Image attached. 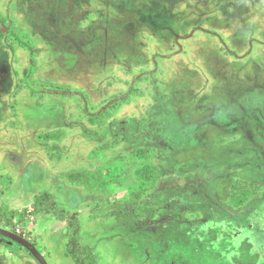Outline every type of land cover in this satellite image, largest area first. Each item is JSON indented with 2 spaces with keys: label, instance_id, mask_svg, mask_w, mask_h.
Returning <instances> with one entry per match:
<instances>
[{
  "label": "rangeland",
  "instance_id": "rangeland-1",
  "mask_svg": "<svg viewBox=\"0 0 264 264\" xmlns=\"http://www.w3.org/2000/svg\"><path fill=\"white\" fill-rule=\"evenodd\" d=\"M205 1L0 0V228L47 264H264V0Z\"/></svg>",
  "mask_w": 264,
  "mask_h": 264
},
{
  "label": "trees",
  "instance_id": "trees-1",
  "mask_svg": "<svg viewBox=\"0 0 264 264\" xmlns=\"http://www.w3.org/2000/svg\"><path fill=\"white\" fill-rule=\"evenodd\" d=\"M230 178H232V177L229 176L226 179L229 188L231 186ZM235 181L236 182H234V183H236V186L233 185L232 190L230 188V196L231 197L235 196L236 204H238L237 206H239V207L237 208L233 204L231 205L232 207H235L236 209L242 208L243 205H245L250 200V199L247 200V198H246L249 195L254 196V197L258 196L257 198L260 197L261 190H260V187L258 185L256 186V188L251 190L249 188H245L241 181H238V180H235ZM234 188H235L236 194L234 192H232ZM254 200L255 199H253V201ZM230 201H233V203H234V197ZM34 209L37 210L38 213L41 211V212H43V214L56 215V207H55L54 203L51 202V200L49 199V196L46 194H43L38 199H36ZM21 216L23 217V215H21ZM69 239H70V241H69L68 247H67L68 253H69V255H71L75 258V262L77 264H95V259L93 257V253L90 250L88 251L85 249H79L73 234L71 235V237Z\"/></svg>",
  "mask_w": 264,
  "mask_h": 264
},
{
  "label": "water",
  "instance_id": "water-1",
  "mask_svg": "<svg viewBox=\"0 0 264 264\" xmlns=\"http://www.w3.org/2000/svg\"><path fill=\"white\" fill-rule=\"evenodd\" d=\"M0 236L23 247L26 251H28V253L31 254V256L37 261L38 264H47L46 260L38 252V250L29 241H27L25 238L21 237L20 235H17L8 230L0 228Z\"/></svg>",
  "mask_w": 264,
  "mask_h": 264
},
{
  "label": "crops",
  "instance_id": "crops-1",
  "mask_svg": "<svg viewBox=\"0 0 264 264\" xmlns=\"http://www.w3.org/2000/svg\"><path fill=\"white\" fill-rule=\"evenodd\" d=\"M176 1H178V0H168V2H170V3H174V2H176ZM181 1H183V2H187L188 4H190L191 6L193 5V7H194V5L195 4H200L201 2H203L204 1V3H207L205 0H203V1H201V0H181ZM164 3H166L167 4V0H164ZM168 5V4H167ZM186 5V4H185ZM168 7V6H167ZM169 11V10H168ZM226 175V174H225ZM229 176V175H228ZM221 187V184H219L218 183V185H217V187ZM258 186H260V185H258ZM261 196V195H260ZM260 198V197H259ZM253 202V201H252ZM254 202H255V200H254ZM229 206H231L230 205V203H227ZM244 207V206H243ZM221 210H223L224 212H226V213H224V214H226V215H232V214H235V213H232V212H229L228 213V211H230V210H232V209H227L224 205H221V207H219ZM243 209V208H242ZM237 210H240V209H237ZM156 214V213H155ZM251 229H252V227H251ZM250 231H252V230H250ZM254 232H257V231H254ZM245 233L246 232H244V235H245ZM254 235H256V234H254ZM257 235H259V234H257ZM257 241V238L256 237H254V239H253V242L255 243ZM222 259H225V258H222ZM221 259V260H222Z\"/></svg>",
  "mask_w": 264,
  "mask_h": 264
}]
</instances>
